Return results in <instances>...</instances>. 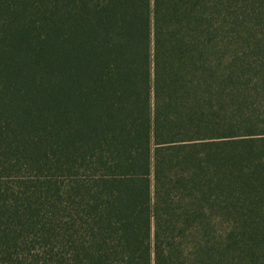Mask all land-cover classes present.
I'll use <instances>...</instances> for the list:
<instances>
[{"label": "trees", "instance_id": "16d2710c", "mask_svg": "<svg viewBox=\"0 0 264 264\" xmlns=\"http://www.w3.org/2000/svg\"><path fill=\"white\" fill-rule=\"evenodd\" d=\"M0 264H264V0H0Z\"/></svg>", "mask_w": 264, "mask_h": 264}]
</instances>
